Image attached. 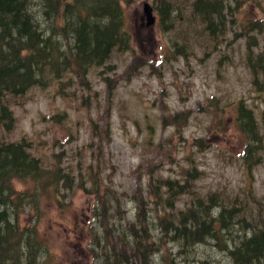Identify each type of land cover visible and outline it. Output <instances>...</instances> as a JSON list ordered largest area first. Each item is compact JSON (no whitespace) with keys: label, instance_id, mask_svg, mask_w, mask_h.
Returning a JSON list of instances; mask_svg holds the SVG:
<instances>
[{"label":"rangeland","instance_id":"rangeland-1","mask_svg":"<svg viewBox=\"0 0 264 264\" xmlns=\"http://www.w3.org/2000/svg\"><path fill=\"white\" fill-rule=\"evenodd\" d=\"M119 1L128 49L4 98L13 124L0 125V139H24L42 165L75 175L57 200L42 191L30 206L17 201L20 228L33 233L35 219L45 240L38 264H231L233 245L264 228V76L250 71L264 57V0H223L216 39L191 0H164L175 9L167 20L159 0ZM143 2L152 7L148 26ZM238 101L256 125L246 160ZM91 140L99 149L85 150ZM164 178L183 186L168 189ZM21 183L13 180L15 190ZM230 208L235 218L206 233L209 217ZM190 213L201 240L172 230Z\"/></svg>","mask_w":264,"mask_h":264},{"label":"trees","instance_id":"trees-1","mask_svg":"<svg viewBox=\"0 0 264 264\" xmlns=\"http://www.w3.org/2000/svg\"><path fill=\"white\" fill-rule=\"evenodd\" d=\"M159 5V14L162 11L161 17L165 20L171 10L174 14L175 9L171 8L170 1L159 0ZM225 5L223 0L189 1L190 12L198 17L199 24L203 25L202 30L204 29L211 39H216L217 35L224 31ZM122 20L119 0H0L2 128L8 130L13 124L4 98L7 100L10 96L18 97L32 85L44 86L50 79L55 81L62 78L69 72L68 69L77 72L88 66H100L108 59L113 49H128L130 39L123 28ZM168 22L170 23L169 19ZM250 23L259 25L252 20ZM249 51L247 49L246 54ZM176 53L181 52L176 50ZM263 58H260V55L255 58L256 63L253 66L257 68L253 70L251 66L250 70L253 76H264ZM69 62L71 64H68ZM237 104L235 120L239 130L248 138L242 153L243 159L246 160L251 156L252 148L249 151L248 146L249 141L253 142L256 138V125L251 122V111L240 101ZM92 141L84 145L85 150L99 149L98 146L91 145ZM29 147V142L24 139H0V264L39 263L36 257L42 256L45 251V240H40L35 234V219L31 223L33 233L30 230L24 231L26 228H20V213L15 204L19 200L28 206L37 203V197L42 191L44 194L49 191L57 200L59 187H69L75 178L71 171H59L52 160L48 165H42L41 159L29 152ZM88 156L92 159L93 153ZM78 167H83L82 172L85 173V166ZM13 180L26 182V187L15 190ZM159 182L172 190H179L183 186L168 178L159 179ZM158 195L156 198H159ZM208 198L210 202L213 195ZM196 202L205 203L199 199H196ZM96 205L95 200L92 208ZM206 207L203 210H206L207 214L209 209ZM236 214L235 209L230 208L226 212L219 211L215 217H209L214 227L212 223L208 225V228H205L206 233L214 232L218 227H226ZM190 215L182 219L178 231L175 229L177 227L172 230L178 237L184 233L191 235V238L200 239L202 236L196 234L199 232L198 225L195 227L193 220L197 213ZM191 219L187 226V221ZM163 222L164 225L172 227L171 221L164 219ZM233 246V250L229 251L231 264H264V228L249 233ZM110 249L113 251L112 245ZM121 255L124 258L126 256L123 253Z\"/></svg>","mask_w":264,"mask_h":264},{"label":"water","instance_id":"water-1","mask_svg":"<svg viewBox=\"0 0 264 264\" xmlns=\"http://www.w3.org/2000/svg\"><path fill=\"white\" fill-rule=\"evenodd\" d=\"M151 10H152V8L147 2L142 3L141 13H142L143 18L145 20L143 23V25H145V26L150 25L154 20V17L151 13Z\"/></svg>","mask_w":264,"mask_h":264}]
</instances>
